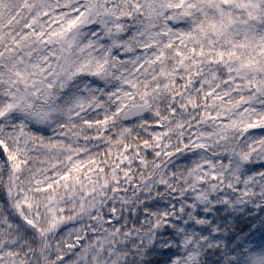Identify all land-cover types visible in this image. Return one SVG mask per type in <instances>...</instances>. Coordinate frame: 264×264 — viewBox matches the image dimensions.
Returning <instances> with one entry per match:
<instances>
[{"label":"snow or ice","instance_id":"1","mask_svg":"<svg viewBox=\"0 0 264 264\" xmlns=\"http://www.w3.org/2000/svg\"><path fill=\"white\" fill-rule=\"evenodd\" d=\"M0 264H264V0H0Z\"/></svg>","mask_w":264,"mask_h":264}]
</instances>
